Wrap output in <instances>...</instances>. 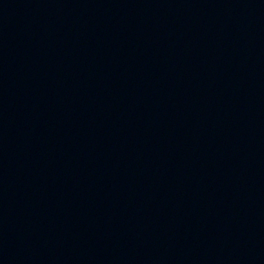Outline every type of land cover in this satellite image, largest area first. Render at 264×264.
Returning <instances> with one entry per match:
<instances>
[{
  "label": "water",
  "instance_id": "obj_1",
  "mask_svg": "<svg viewBox=\"0 0 264 264\" xmlns=\"http://www.w3.org/2000/svg\"><path fill=\"white\" fill-rule=\"evenodd\" d=\"M0 264H264V0H0Z\"/></svg>",
  "mask_w": 264,
  "mask_h": 264
}]
</instances>
